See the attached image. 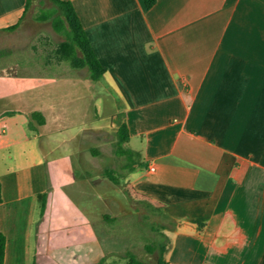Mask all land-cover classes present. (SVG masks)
<instances>
[{
    "label": "crops",
    "instance_id": "0c3cea01",
    "mask_svg": "<svg viewBox=\"0 0 264 264\" xmlns=\"http://www.w3.org/2000/svg\"><path fill=\"white\" fill-rule=\"evenodd\" d=\"M42 1L0 0V37L26 36L21 23ZM68 1L104 67L98 79L51 58L41 32L32 57L0 50L4 264L101 260L97 201L78 194L107 141L139 157L127 186L164 216L167 264H264V0H156L150 8L143 0ZM43 9L34 20L49 22ZM99 86L114 107L102 119ZM69 88L86 98L83 110L66 101ZM22 115L28 125L17 121ZM122 123L129 138L119 143ZM45 172L53 183L32 189ZM30 194L40 199L34 230Z\"/></svg>",
    "mask_w": 264,
    "mask_h": 264
},
{
    "label": "rangeland",
    "instance_id": "374dc122",
    "mask_svg": "<svg viewBox=\"0 0 264 264\" xmlns=\"http://www.w3.org/2000/svg\"><path fill=\"white\" fill-rule=\"evenodd\" d=\"M49 4L48 1L35 2L21 23L26 28L27 35L21 37L19 33L15 34L14 31V34L5 35V37L1 36L0 50L4 51L5 54L12 53L14 55H17V51H21L23 54L28 52L32 57L34 54L33 51H38L35 40L38 34L35 32H41L39 33V37H45V42H47L50 48V57H58L56 47L62 40V36L54 31L50 22H38L34 20L40 10ZM64 59L69 63L66 64L67 66H72L68 59ZM73 90L72 88L68 89V91H71V95L65 99L67 102H70L72 108H81L83 110L85 108L84 105L87 103L86 98L78 99L72 93ZM80 90L84 91L82 89ZM101 92L99 86L96 104L99 118L102 119L114 107L113 105L105 104V98ZM15 121L16 119H13L7 123L8 125H13ZM17 121L21 124L28 125L27 116L25 115H22ZM9 132L11 133L12 131L9 130ZM128 147L129 145L124 143L118 148L116 142L114 144L107 141L105 146L98 148L100 152L95 156V161L91 165V178L86 177V174H79L77 170L75 171L78 174L77 176L82 175L80 177L81 184L79 185V189L83 192L78 194V200L88 202L91 199L90 201L92 203L97 201L98 219L95 227L98 236V252L99 254L103 253L101 259H104L106 264H121L127 262L129 252L150 264L155 260L156 251H149L146 246L153 243L165 242L163 235L166 220L164 216L153 208L147 200L138 196L127 186V180L125 178L126 171L132 166L131 164L133 162L139 159L134 154H127L126 149ZM116 149L120 151L116 152ZM121 149L123 150L121 151ZM52 156L54 157L56 154L51 153L50 159H53ZM87 161L85 163L90 168L89 162ZM48 166L49 163L46 164V168ZM40 171H42L40 167L33 168L35 174L39 175ZM44 171H46L45 168ZM46 174L45 172L43 177L35 178L32 189L39 188L41 190V188L48 187L53 183V179L47 177ZM72 186L75 185L72 183L68 187ZM115 189L119 192L117 193ZM40 192L42 193L43 191ZM25 202L27 205L25 211L27 212L28 219L33 221L32 230H34L36 222L40 220V199L35 194H30ZM59 246V244L57 246L55 245L52 251L53 257L59 255L61 251V247ZM32 254L30 251V262H32Z\"/></svg>",
    "mask_w": 264,
    "mask_h": 264
},
{
    "label": "trees",
    "instance_id": "16d2710c",
    "mask_svg": "<svg viewBox=\"0 0 264 264\" xmlns=\"http://www.w3.org/2000/svg\"><path fill=\"white\" fill-rule=\"evenodd\" d=\"M49 5L43 9L40 15L41 19L48 20L53 29L62 36V40L56 47L58 57L66 58L70 61L72 67H87L93 79H98L104 72V67L97 60L91 49L87 37L84 33L78 15L68 0H48ZM146 8H150L156 0H143ZM30 0H27V6ZM16 25L10 26V29L15 28ZM31 116L38 122L45 121L43 115L38 112H32ZM119 143H122L129 138L128 128L125 123L120 124L118 128ZM134 165V162L133 164ZM44 195H42L43 197ZM1 182H0V203L2 202ZM44 198L41 200V212L44 210ZM165 242H158L147 245L149 251L155 252V260L150 264H167L164 258L166 251L167 237L163 235ZM6 236L0 231V264H4ZM94 264H106L104 259ZM125 264H148L135 254L129 252L128 261Z\"/></svg>",
    "mask_w": 264,
    "mask_h": 264
}]
</instances>
